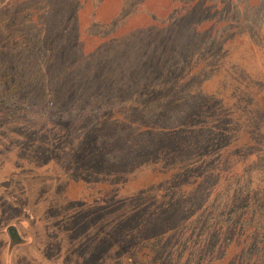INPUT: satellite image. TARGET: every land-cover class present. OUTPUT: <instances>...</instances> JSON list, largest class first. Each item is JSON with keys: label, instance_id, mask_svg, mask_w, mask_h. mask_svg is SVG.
Here are the masks:
<instances>
[{"label": "rangeland", "instance_id": "374dc122", "mask_svg": "<svg viewBox=\"0 0 264 264\" xmlns=\"http://www.w3.org/2000/svg\"><path fill=\"white\" fill-rule=\"evenodd\" d=\"M262 112L264 0H0V264H228Z\"/></svg>", "mask_w": 264, "mask_h": 264}, {"label": "trees", "instance_id": "16d2710c", "mask_svg": "<svg viewBox=\"0 0 264 264\" xmlns=\"http://www.w3.org/2000/svg\"><path fill=\"white\" fill-rule=\"evenodd\" d=\"M249 90L251 91L253 89ZM263 114L264 112H262V115ZM236 120L237 123L235 128L232 130H229V128L223 130V136L227 137L225 142L218 147L217 145H214L213 147L214 149L217 148L218 150V158L215 157L213 160H209L214 165L212 169L218 167V169H220L222 172L227 167L232 168V166L227 163L225 151L231 150V152L236 156V160H234V162L241 160L242 154L243 157L245 155L243 151H240L239 149V137H237L241 136L243 132H241L243 127L240 124L242 117L239 116ZM235 138H237L235 142H231ZM261 143L264 144V142ZM231 172L232 171L230 169V173ZM258 173L259 175H257V172L253 174V177H255L254 179L257 180L254 181L255 185L253 187H250L249 184L245 185L243 182H238L236 186L232 185V190L227 194V199L225 201L226 204H228L231 194L235 192L240 197V205L243 204L250 209H253V207L258 208V211L254 210L253 212L252 209L248 211H242L244 215L242 214V216H236V219L242 222L241 232L238 230L237 232L233 233L231 239H227L223 231L218 233L220 241L218 245L221 248H225L226 243L229 246V242H231V244L237 248H242V245L246 244V246H244L239 252H232L228 256V264H264V171L262 170ZM219 194L220 192L218 191L215 193V196ZM245 238L249 239V241L247 242ZM207 254L208 258L206 261L203 258H198L197 260L195 258L193 264H210L211 257L215 258V256L212 255L213 253ZM156 259L162 260L160 257H157ZM162 264L169 263H165V261L162 260ZM213 264L216 263L214 262Z\"/></svg>", "mask_w": 264, "mask_h": 264}]
</instances>
